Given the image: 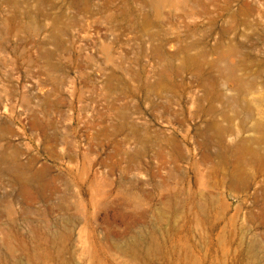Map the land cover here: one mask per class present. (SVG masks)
I'll return each instance as SVG.
<instances>
[{"label": "rangeland", "instance_id": "1", "mask_svg": "<svg viewBox=\"0 0 264 264\" xmlns=\"http://www.w3.org/2000/svg\"><path fill=\"white\" fill-rule=\"evenodd\" d=\"M0 264H264V0H0Z\"/></svg>", "mask_w": 264, "mask_h": 264}]
</instances>
